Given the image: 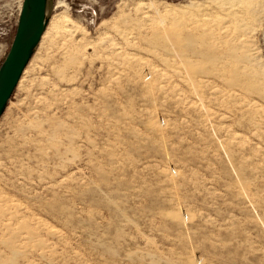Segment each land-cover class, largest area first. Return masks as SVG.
Masks as SVG:
<instances>
[{
    "label": "rangeland",
    "instance_id": "rangeland-1",
    "mask_svg": "<svg viewBox=\"0 0 264 264\" xmlns=\"http://www.w3.org/2000/svg\"><path fill=\"white\" fill-rule=\"evenodd\" d=\"M51 7L0 117V264H264V0Z\"/></svg>",
    "mask_w": 264,
    "mask_h": 264
},
{
    "label": "water",
    "instance_id": "water-1",
    "mask_svg": "<svg viewBox=\"0 0 264 264\" xmlns=\"http://www.w3.org/2000/svg\"><path fill=\"white\" fill-rule=\"evenodd\" d=\"M52 0H23L16 32L0 65V117L4 113L20 78L46 31V5Z\"/></svg>",
    "mask_w": 264,
    "mask_h": 264
},
{
    "label": "bare ground",
    "instance_id": "bare-ground-1",
    "mask_svg": "<svg viewBox=\"0 0 264 264\" xmlns=\"http://www.w3.org/2000/svg\"><path fill=\"white\" fill-rule=\"evenodd\" d=\"M51 4H50V1L47 3V5H46V15H47V17L49 16V13H50V10H51Z\"/></svg>",
    "mask_w": 264,
    "mask_h": 264
}]
</instances>
